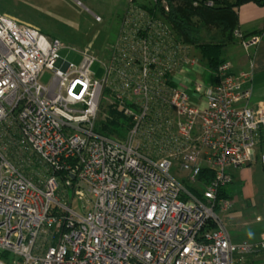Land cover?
I'll return each mask as SVG.
<instances>
[{
    "label": "built area",
    "instance_id": "1",
    "mask_svg": "<svg viewBox=\"0 0 264 264\" xmlns=\"http://www.w3.org/2000/svg\"><path fill=\"white\" fill-rule=\"evenodd\" d=\"M156 14L128 0L98 79L97 56L75 65L60 39L0 11V264H236L264 248L234 244L216 214L231 208L230 168L264 166V104H244L252 72L226 60L205 80ZM107 102L131 119L123 139L97 129Z\"/></svg>",
    "mask_w": 264,
    "mask_h": 264
},
{
    "label": "rangeland",
    "instance_id": "2",
    "mask_svg": "<svg viewBox=\"0 0 264 264\" xmlns=\"http://www.w3.org/2000/svg\"><path fill=\"white\" fill-rule=\"evenodd\" d=\"M127 6L128 0H0V11L5 15L35 27L50 37L60 39L63 44L60 50L61 58L80 65L84 59V51L97 56L92 65V71L98 79L104 78V62L110 56L112 44L118 35L120 21ZM202 37L209 40L211 35L204 32ZM240 46V43L228 45L224 55L234 61ZM193 55L203 63L200 48H195ZM53 74L52 70L45 69L41 73L40 81L49 84ZM203 78L208 81L213 80L210 72H207ZM101 117L103 118V113L100 114L98 122ZM248 168L246 172L243 169L236 171L234 182L228 184L226 188L251 204V198L257 195L256 188L260 182L257 175L262 172V169L253 171L251 167ZM172 173L182 180L187 190L198 195L203 194L200 186L197 188L196 183L185 181L186 173L180 169L178 164L173 166ZM72 204L81 212L82 202L78 198H74ZM221 213L220 208H217L216 214L221 217ZM244 219L249 222V225L245 227L247 230L256 231L264 228V218L258 220L251 209L244 211ZM226 226L231 234L240 230L235 227L231 228L227 221ZM4 255L5 252L0 250V256Z\"/></svg>",
    "mask_w": 264,
    "mask_h": 264
},
{
    "label": "trees",
    "instance_id": "3",
    "mask_svg": "<svg viewBox=\"0 0 264 264\" xmlns=\"http://www.w3.org/2000/svg\"><path fill=\"white\" fill-rule=\"evenodd\" d=\"M163 2L167 3L168 11L164 9ZM135 3L148 11L156 10L157 17L169 25L175 42L187 46L192 52L200 48L203 65L213 79L218 67L228 60L224 55L228 45L243 43L250 35L252 38L264 37V25L244 35L238 22L242 5L255 3L264 7V0H135ZM204 32L210 33L209 40L202 37ZM102 113L103 118L97 122L99 132L111 138L123 139L131 126V119L124 115L117 103H104ZM263 142L261 140V145ZM24 170L29 171V168L25 167ZM212 177L213 173L204 169L199 181L208 182ZM223 196L226 197L224 188L219 193V197Z\"/></svg>",
    "mask_w": 264,
    "mask_h": 264
},
{
    "label": "crops",
    "instance_id": "4",
    "mask_svg": "<svg viewBox=\"0 0 264 264\" xmlns=\"http://www.w3.org/2000/svg\"><path fill=\"white\" fill-rule=\"evenodd\" d=\"M238 22L239 29L244 35L251 34L261 29L264 25V7L258 6L255 3L242 5L239 9ZM251 36L252 35L247 38L249 43L248 47L240 43L241 46L236 52V59H234V61L232 59L230 60V58L227 59L233 62L234 72H252L251 85L253 87V95L244 104L250 107H258L259 105L264 104V37L259 38L256 41L257 38H252ZM261 149L264 150V142ZM248 167H251L253 171L262 169V172L257 175L260 181L256 188L257 195L251 198V204L246 199L240 198L229 188H224L225 196L231 200L232 204L231 208L226 213H221V218L223 219L222 221L225 226L227 221L231 225V228L235 227L240 229L239 231L233 232V234L228 230L232 242L236 245L243 242L260 244L264 239V228H259L256 231L247 230L245 227L249 225V222L244 219V211L246 209L255 211L258 214L257 216L262 217V220L264 218V166L260 162L259 156L255 162L244 168H230V172L233 176L232 182L235 180L236 171L243 169V171L246 172L249 169ZM258 207H260V209ZM234 260L236 264H264V248L253 254H241L240 252H235Z\"/></svg>",
    "mask_w": 264,
    "mask_h": 264
},
{
    "label": "bare ground",
    "instance_id": "5",
    "mask_svg": "<svg viewBox=\"0 0 264 264\" xmlns=\"http://www.w3.org/2000/svg\"><path fill=\"white\" fill-rule=\"evenodd\" d=\"M242 44H244L246 47H248V42L247 41H244ZM249 86L252 88V90H253V87H252V85H251V82H250V84H249ZM254 108V107H253Z\"/></svg>",
    "mask_w": 264,
    "mask_h": 264
}]
</instances>
